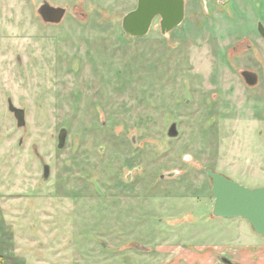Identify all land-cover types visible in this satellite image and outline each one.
I'll return each instance as SVG.
<instances>
[{
  "label": "rangeland",
  "instance_id": "1",
  "mask_svg": "<svg viewBox=\"0 0 264 264\" xmlns=\"http://www.w3.org/2000/svg\"><path fill=\"white\" fill-rule=\"evenodd\" d=\"M47 1L60 24L0 0V264H264L206 173L264 187V1L186 0L143 38L122 31L138 0Z\"/></svg>",
  "mask_w": 264,
  "mask_h": 264
},
{
  "label": "water",
  "instance_id": "2",
  "mask_svg": "<svg viewBox=\"0 0 264 264\" xmlns=\"http://www.w3.org/2000/svg\"><path fill=\"white\" fill-rule=\"evenodd\" d=\"M38 13L44 23L60 24L67 13L66 8L55 7L47 0L39 7ZM160 18V28L163 35H167L178 28L185 19L184 0H138L137 8L123 17L122 31L126 37L143 38L148 35L153 22ZM258 32L264 38V24L258 23ZM245 82L250 86L258 83V75L252 71L241 73ZM20 127L25 126L24 111L10 105ZM168 136L176 138L179 136L177 125H171ZM66 141V131L59 136V147L62 148ZM208 177L212 181L211 194L214 197L213 216L226 219H244L253 231L264 236V187L248 188L228 177L206 169ZM175 174L170 173L161 176L171 178ZM44 176L49 177V167L45 166ZM141 251L148 248L137 246ZM230 264H232L229 261Z\"/></svg>",
  "mask_w": 264,
  "mask_h": 264
},
{
  "label": "flooded vegetation",
  "instance_id": "3",
  "mask_svg": "<svg viewBox=\"0 0 264 264\" xmlns=\"http://www.w3.org/2000/svg\"><path fill=\"white\" fill-rule=\"evenodd\" d=\"M264 0H260V1H257L256 2V4H261V2H263ZM184 2H185V15H186V0H184ZM221 2H223V3H225L226 5H228L230 2H231V0H221ZM259 22H261V21H258V23ZM258 23H257V31H258ZM259 33V32H258ZM260 35V34H259ZM261 36V35H260ZM261 38L263 39V41H264V38L261 36ZM253 72V71H252ZM257 74V73H256ZM258 75V74H257ZM245 81V80H244ZM258 81H259V77H258ZM246 83V82H245ZM258 84V83H257ZM257 84L255 85V86H257ZM246 85H248L247 83H246ZM249 87H255V86H250V85H248ZM208 248H210V246L208 247ZM247 252H242L241 253V255H243V258H245V256H247L248 257V254H246ZM184 261L185 262H188V264H194L195 262L193 261L192 263L188 260V259H184ZM220 261L223 263V264H230L229 263V261H230V258L229 257H226V255L225 254H223L222 256H220ZM232 264H244L242 261H240V262H233V261H230ZM196 264H198V263H196Z\"/></svg>",
  "mask_w": 264,
  "mask_h": 264
},
{
  "label": "crops",
  "instance_id": "4",
  "mask_svg": "<svg viewBox=\"0 0 264 264\" xmlns=\"http://www.w3.org/2000/svg\"><path fill=\"white\" fill-rule=\"evenodd\" d=\"M254 239L258 240V238H257L256 236H254ZM260 245H261V244H257L255 247H258V246H260ZM262 245H264V244H262ZM246 248H247V246L244 245L243 249L241 250V253H242L244 250H246ZM242 257H243V255H242Z\"/></svg>",
  "mask_w": 264,
  "mask_h": 264
}]
</instances>
